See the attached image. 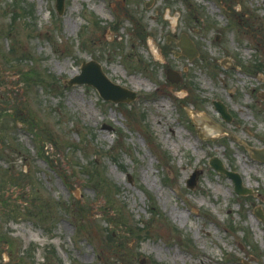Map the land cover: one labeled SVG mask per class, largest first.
<instances>
[{
  "label": "rangeland",
  "instance_id": "rangeland-1",
  "mask_svg": "<svg viewBox=\"0 0 264 264\" xmlns=\"http://www.w3.org/2000/svg\"><path fill=\"white\" fill-rule=\"evenodd\" d=\"M263 144L264 0H0V264H264Z\"/></svg>",
  "mask_w": 264,
  "mask_h": 264
},
{
  "label": "water",
  "instance_id": "water-1",
  "mask_svg": "<svg viewBox=\"0 0 264 264\" xmlns=\"http://www.w3.org/2000/svg\"><path fill=\"white\" fill-rule=\"evenodd\" d=\"M57 3H58V5H60L62 3V0H58ZM92 63H93L94 69L96 70V77L99 78V79L102 78V80H104V76L101 73V71L99 70L98 64L95 63V62H92ZM84 77H87V78H84ZM88 77H89V75H86V73H82L79 76H76L75 80L77 82L85 81V82L91 83L94 86H96L97 88H99L102 91V93L104 95H106L107 98L110 97L111 99L116 100V98H114V96H112L108 92H107V94L104 93V89H103V87L100 85V83L98 81H95L94 79H91V78H88ZM132 96H133V94H130L129 99ZM254 152H255L254 157H256L257 159H260L261 161H264V148H262L260 150H255ZM213 164H214V166L217 167L218 170H221V171L225 172L227 175L232 177V179L234 180V183H235V190L238 193H242V192L248 191L244 186H242L241 180H240V178L238 177V175L236 173L226 170L225 168L222 167L221 163L218 162V161L213 162Z\"/></svg>",
  "mask_w": 264,
  "mask_h": 264
}]
</instances>
